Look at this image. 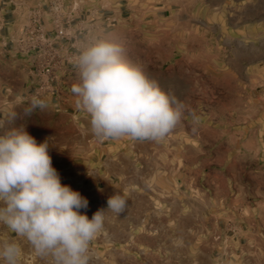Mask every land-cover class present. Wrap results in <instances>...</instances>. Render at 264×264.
<instances>
[{
	"label": "rangeland",
	"instance_id": "1",
	"mask_svg": "<svg viewBox=\"0 0 264 264\" xmlns=\"http://www.w3.org/2000/svg\"><path fill=\"white\" fill-rule=\"evenodd\" d=\"M69 1L71 9L79 4L81 35L64 57L74 60L82 42L112 34L186 106L169 135L147 142L145 170L116 192L127 208L105 213L89 264H107V256L114 264H264V0L257 12L250 4L258 0ZM252 18L257 48L240 37L252 34ZM78 82L74 67L56 86L67 114H87L76 107ZM112 195L89 201L83 214L107 209Z\"/></svg>",
	"mask_w": 264,
	"mask_h": 264
},
{
	"label": "clouds",
	"instance_id": "2",
	"mask_svg": "<svg viewBox=\"0 0 264 264\" xmlns=\"http://www.w3.org/2000/svg\"><path fill=\"white\" fill-rule=\"evenodd\" d=\"M73 63L79 79L72 86L76 107L90 116L91 131L101 142L125 137L158 142L181 122L184 103L131 61L116 36L85 40ZM45 107L33 97L25 114ZM48 149L47 141L38 144L23 128L0 135V224L25 238L36 255L50 257L51 264H89L90 243L103 231L105 213L123 214L127 201L114 194L107 209L91 219L81 214L88 200L61 184ZM21 254L17 242L0 241L3 264H19Z\"/></svg>",
	"mask_w": 264,
	"mask_h": 264
},
{
	"label": "crops",
	"instance_id": "3",
	"mask_svg": "<svg viewBox=\"0 0 264 264\" xmlns=\"http://www.w3.org/2000/svg\"><path fill=\"white\" fill-rule=\"evenodd\" d=\"M46 1L0 0V23L3 25L0 32V123H3L0 135L12 129L23 128L38 144L47 141L52 166L57 170L61 184L78 191L88 202L104 199L105 194H116L119 189H124L125 193L124 186L130 187L132 174H141L145 170L146 162L142 158L146 153L147 142L151 140L140 141L125 137L101 142L91 131L88 114H67L62 101L56 98H49L45 102V109H37L30 115L25 114V108L32 99H26V96L35 85L34 65L31 57L13 51L9 40L19 31V26L25 20L20 17L18 7L36 6ZM258 3L259 0L250 4L256 12ZM245 22L252 26V34L244 31L240 32V37L250 40V46L257 48L255 43L259 37L258 19L252 18ZM63 83L65 81L61 85ZM61 85L60 88H67ZM154 147L156 149L157 145ZM80 211L83 214V209ZM105 231L107 248L114 250V231L109 227ZM97 238L91 241V248L98 246ZM6 239L19 244L22 249L20 259L26 264H51L50 257L36 255L25 238L16 236L1 224L0 241ZM106 263L114 264V256H107ZM0 264H3L2 260Z\"/></svg>",
	"mask_w": 264,
	"mask_h": 264
},
{
	"label": "built area",
	"instance_id": "4",
	"mask_svg": "<svg viewBox=\"0 0 264 264\" xmlns=\"http://www.w3.org/2000/svg\"><path fill=\"white\" fill-rule=\"evenodd\" d=\"M70 6L69 0H47L36 6L18 7L25 24L9 40L13 51L37 59L33 70L35 97L45 102L59 95L57 84L74 68L73 60L64 55L73 54L67 45L81 32L74 25L79 4L74 2L72 9Z\"/></svg>",
	"mask_w": 264,
	"mask_h": 264
}]
</instances>
